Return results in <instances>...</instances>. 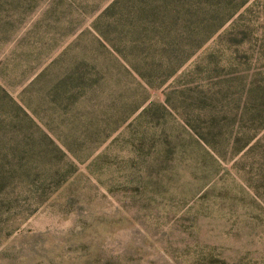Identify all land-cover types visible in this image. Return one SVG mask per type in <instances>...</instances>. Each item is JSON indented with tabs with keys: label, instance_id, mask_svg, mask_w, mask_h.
Here are the masks:
<instances>
[{
	"label": "rangeland",
	"instance_id": "rangeland-1",
	"mask_svg": "<svg viewBox=\"0 0 264 264\" xmlns=\"http://www.w3.org/2000/svg\"><path fill=\"white\" fill-rule=\"evenodd\" d=\"M0 264H264V0H0Z\"/></svg>",
	"mask_w": 264,
	"mask_h": 264
}]
</instances>
